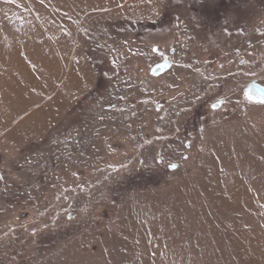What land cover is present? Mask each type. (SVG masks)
Returning <instances> with one entry per match:
<instances>
[{"label": "rangeland", "instance_id": "374dc122", "mask_svg": "<svg viewBox=\"0 0 264 264\" xmlns=\"http://www.w3.org/2000/svg\"><path fill=\"white\" fill-rule=\"evenodd\" d=\"M253 80L264 0H0V264H264Z\"/></svg>", "mask_w": 264, "mask_h": 264}, {"label": "water", "instance_id": "95a60500", "mask_svg": "<svg viewBox=\"0 0 264 264\" xmlns=\"http://www.w3.org/2000/svg\"><path fill=\"white\" fill-rule=\"evenodd\" d=\"M170 67H171V62L168 60H163L161 62L154 64L150 69V73L153 75H159L161 73L163 74V72L168 70ZM244 93L247 99L253 102H264V87L254 80L250 81L247 84ZM170 168H174V167L170 166Z\"/></svg>", "mask_w": 264, "mask_h": 264}, {"label": "snow or ice", "instance_id": "6c2138e0", "mask_svg": "<svg viewBox=\"0 0 264 264\" xmlns=\"http://www.w3.org/2000/svg\"><path fill=\"white\" fill-rule=\"evenodd\" d=\"M173 167H175V165H172Z\"/></svg>", "mask_w": 264, "mask_h": 264}]
</instances>
